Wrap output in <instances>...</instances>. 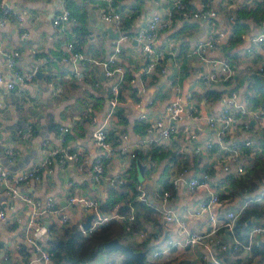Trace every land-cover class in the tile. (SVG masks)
<instances>
[{
  "label": "crops",
  "instance_id": "0c3cea01",
  "mask_svg": "<svg viewBox=\"0 0 264 264\" xmlns=\"http://www.w3.org/2000/svg\"><path fill=\"white\" fill-rule=\"evenodd\" d=\"M5 2L11 6L13 16L24 13L25 17L22 22L14 18L0 26V73L6 79L14 77L8 64V55L14 48H19L16 67L27 72L35 70V75L25 82L18 81L15 88H8L6 83L0 84V98L3 101L0 107V165L16 174L38 164L47 155L48 147L62 143L63 134L60 128L68 125L69 130L64 132V143L71 149H79L80 158L64 163L55 158L52 170L47 167L40 168L39 177H31L20 183L22 190L41 200L53 195L69 213V223L81 224L91 210L79 202L71 203V193L87 194L99 200L105 198L111 189L119 188L118 184L110 181L109 175H122L126 179L134 167L139 170L138 166L142 164L145 167L144 176L137 188L139 191L140 186L145 189V198L142 199L138 193L136 198L139 201L133 202L132 190L120 186L121 191L128 189L129 195L110 210H102L106 214H116L113 218L124 223L126 220L120 214L134 211L137 218V211L142 212L136 220L137 228L130 229L132 231L127 234V238L120 239L136 250H145L149 264H213L203 258V247L199 244L188 247L172 246L158 256H153L152 251L165 247L169 238L183 234L178 220L166 219L165 209H173L189 227L202 230L210 221L209 211L201 215L190 212L212 192H218L221 196V204L214 208L220 216L229 209H239L248 197L258 199L264 209V181L255 191L237 188L234 178H231L234 176L227 175L222 165L227 160L235 167L238 162L230 157H220L222 151L218 145L208 152L205 150L203 142L213 135V130L205 120L195 119L193 116L195 112L202 115L215 113L222 107V94L215 96L209 89L223 92L228 88H236L241 99L248 100L250 108L255 107L259 98L261 100L263 97L261 93L264 73L258 69L262 50L254 42V36L261 29L264 0H182L184 8L189 11L214 8L217 12L214 23L204 17L184 16L183 8L176 5L175 0ZM64 6L71 9L70 19L54 25L52 19L55 12L61 11ZM111 7L124 12L125 20L133 13L125 21L121 32L125 37L120 41L122 51L119 53L129 75L126 77L125 73V79L120 85V102L108 119L110 132L117 140L107 177L101 185H97L92 173V161L99 152V146L93 137V127L89 119L92 116L100 120L107 117L112 78H108L102 66L94 61L86 58L69 61L62 58V53L68 51L67 43L71 40L77 45L80 44L89 58L108 57L118 38L109 35L110 31L106 26L112 23L102 18L101 11ZM156 11L163 16H168L171 11L173 18L167 27L160 30L155 41L157 46L165 49V57L154 69L147 70L137 31ZM232 14L236 16L234 27L237 22V27L241 26L239 33L233 27L234 31L232 30L228 38L219 41L214 49L204 53L218 60L229 59L235 67L234 80L213 86L206 85L203 81L204 73L211 68H217L219 64L194 51L196 41L212 30L225 28ZM26 31L28 34H25ZM237 35L239 39L235 38ZM163 66L165 71H161ZM256 74L259 76L254 77ZM132 76L136 77V81L130 79ZM189 91L192 96L186 98L184 119L177 123L178 129L171 137L162 139L157 129H147L144 125L146 121L140 116L142 112H146L152 119L166 117L167 103L177 95L185 96ZM245 118L238 116L228 131L231 140L239 139L243 142L245 138H252L256 148L253 154L242 158L245 171H231L238 175L246 174L249 168L252 169L258 163L259 158L264 159V127L253 119L247 126L244 123ZM249 118H252L250 114ZM190 130L197 131V137H189ZM122 133L128 134L127 137L123 138ZM8 147L18 151L13 162L9 160ZM180 147L183 152L175 158L173 154ZM154 148L158 154L151 158L149 153ZM134 150H143L148 154L146 159L132 157L130 152ZM183 165L190 168L188 176L209 170V185L192 191L185 179L173 187L172 177L176 169ZM169 183L172 187H169ZM165 188L172 190V195L167 199L161 196V191ZM140 199L147 207L143 208ZM127 200L129 209L122 213L119 208ZM0 209L5 211V215L0 216V262L6 261L9 264L21 261L23 264H37L35 251L24 239V225L29 219L32 206L8 192L1 180ZM145 209L148 214L144 213ZM42 218L49 223H61L51 212H46ZM256 222H264V213L262 216L253 215L249 218L250 225ZM245 230L246 227L240 228L243 234ZM218 235L224 239L229 238V232L225 229H221ZM255 242L257 249L251 256L250 264H264V235H257ZM5 255H8L7 259L4 258ZM124 257L125 252L122 249H102L92 258L77 264H104L109 259L114 264H125ZM220 257L224 264H239L233 253L222 252Z\"/></svg>",
  "mask_w": 264,
  "mask_h": 264
},
{
  "label": "built area",
  "instance_id": "2783aa9c",
  "mask_svg": "<svg viewBox=\"0 0 264 264\" xmlns=\"http://www.w3.org/2000/svg\"><path fill=\"white\" fill-rule=\"evenodd\" d=\"M176 5L183 8L182 0H175ZM183 15L186 17L201 18L204 17L210 23H214V18L217 12L212 7H207L203 9H195L189 11L183 8ZM101 16L104 20L111 22L116 30L122 32V26L124 22V15L117 9L111 7L109 9H103L101 11ZM25 14L12 15L11 6H9L5 0H1V13H0V26L5 25L12 19L16 18L18 21H23ZM71 17V10L69 7L64 6L61 11L55 12L52 22L54 25H59L65 21H68ZM173 13L170 11L168 16H163L161 12L156 11L149 18V20L143 24L137 31V38L141 42V47L145 56L146 69L152 70L159 63L160 60L165 57V49L163 47H158L155 41L159 35L161 29L168 26L172 21ZM236 23V16L234 14L230 15L227 25L225 28L212 30L207 36L199 37L196 41V46L194 51L198 52L205 59L219 64L217 68H211L207 70L203 75V81L206 85H215L218 83L232 82L235 77V67L231 61L227 58L225 59H214L205 55L206 50L214 49L219 41L224 40L229 37L232 32L234 24ZM28 34V31L25 32ZM125 37V35L120 34L118 39L114 42L113 51L106 58L88 57L84 51L76 48L73 41L67 43V52L62 54V58L69 61H74L78 58H86L94 61L96 64L102 66L105 74L108 78H112L110 82L111 94L109 96V108L107 112V117L104 120L98 119L96 116H92L89 119L90 125L93 127V137L99 146V152L92 161V173L94 180L97 185H101L104 179L107 177V170L111 164L112 151L116 146V137L110 133V127L108 119L114 114L118 103L120 102V85L125 79L126 67L123 64L119 53H121L122 48L120 41ZM254 42L262 50V59L258 64V69L264 73V17L261 19V29L254 36ZM252 49L251 47H248ZM20 54V49L14 48L13 52L8 55V64L12 68L14 77L11 79H6L3 74L0 73V84L6 83L8 88H15L18 81L25 82L30 80L35 75V70L33 71H23L16 67V57ZM166 68L163 66L161 71H165ZM132 81H136V77L131 78ZM192 92H187L185 96L177 95L172 98L166 105L167 116L151 118L146 112L140 114L141 118L146 121L147 129L152 131L154 129L158 130L159 135L162 139H166L172 136V133L177 129L181 120L184 119L186 111V98H190ZM264 99V91L262 93ZM223 105L215 113H208L202 115L201 113L195 112L194 118L199 120H205L212 128L213 135L208 137L204 142V148L208 152L212 149L215 144L220 147L222 151L220 157H230L236 160L238 163L234 167L231 161H225L222 165L224 172L229 173L232 170L243 172L245 171V164L242 162L244 156H250L256 150L254 146V141L252 138H245L243 140V146L240 142L234 140H227L225 135H228L229 128L234 124L238 116H244L245 125H249L250 120H256L264 127V105L259 103L253 108L248 105V100L246 98L241 99L239 91L236 88H228L223 90L222 95ZM3 104L0 98V107ZM251 115V119L249 118ZM62 132L61 141L59 145H53L48 147L47 155L36 165L31 166L29 169H24L16 174H13L10 169L4 165H0V180L5 183L8 192L12 195L17 196L32 206V211L30 213L27 223L24 225V239L31 245L35 251V260L37 264H54L52 250L50 249L47 238L50 236V227L47 221L43 220V215L46 212H51L56 216L57 220L61 223H69L70 215L61 206L53 195H48L46 199L41 200L30 194L25 190L20 188V183L27 181L31 177L40 176V167H47L52 170L55 158L59 159L60 163H64L68 160H77L80 158L79 149H71L68 147L65 141L64 132L69 130L68 125H62L60 128ZM128 134L122 133V137L126 138ZM189 137H197V131H192L188 133ZM120 144V143H119ZM202 145V146H203ZM122 147H125L122 146ZM17 149L13 147L7 148V154L10 161H14L17 156ZM178 152H183V148L180 147ZM130 155L132 157L136 156V151H131ZM190 168L187 165H183L176 169L175 174L172 177L173 187H176L180 181L187 179L190 190L195 191L200 186H208L210 180V171L203 170L199 173H193L188 176V170ZM113 184H116L120 180V175L108 176ZM172 195V190L170 188H165L161 191V196L163 199H167ZM139 196L144 199L146 196L145 189L140 186ZM103 199V198H100ZM253 200V197H248L239 207V209H229L225 211L223 216H220L215 212L214 208L221 204V196L218 192H212L208 197L200 201L195 209L191 210V214L201 215L204 212L209 211V223L205 229L191 228L185 220H182L178 214L171 208L165 209L164 215L166 219L173 220L176 219L180 223V227L183 234L179 237H171L168 240V244L165 247L153 249L152 255L158 256L172 246H182L188 247L193 244H199L203 247L202 256L204 259L210 261L213 264H224L220 257L222 252L233 253L237 257L239 264H250L251 256L253 253V244L257 235H264V222H256L251 224L246 230V237H241L238 234L236 225L238 219L241 217L245 208ZM69 201L79 202L84 207L91 210V212H99V199L88 196L87 194H76L71 193L69 195ZM5 211L0 209V216H4ZM116 214H106L103 213L102 216L98 215L97 218L92 220V223L88 227H84L82 222L80 224L84 233L92 232L99 225L105 224L115 217ZM122 218L128 221L127 228L131 229L133 220L135 219L134 211H130L127 214H120ZM221 229H225L229 232V238H221L218 233ZM5 259L8 255H5ZM0 264H6L5 261L0 262ZM9 264H23L21 261L15 263L10 262ZM104 264H114L112 259H109Z\"/></svg>",
  "mask_w": 264,
  "mask_h": 264
},
{
  "label": "trees",
  "instance_id": "16d2710c",
  "mask_svg": "<svg viewBox=\"0 0 264 264\" xmlns=\"http://www.w3.org/2000/svg\"><path fill=\"white\" fill-rule=\"evenodd\" d=\"M133 8H135L134 5H133ZM183 8H184V5H183ZM120 12L122 13V11H120ZM122 14L124 15V22H123L122 28H124L125 21H128L131 18V16L133 15V13L130 15V17H128L127 20H125L126 18H125L124 12ZM263 17H264V15H263ZM237 24H238V22H237ZM237 24L234 27V29L236 28V32L239 33V28L241 26L238 25V27H237ZM235 38L239 39V35H237ZM75 45H76V48L82 50V48L80 47V44L77 45L75 43ZM128 75H129V73L126 72V77ZM258 76H259V74H256L254 77H258ZM260 80L261 79H259V81ZM262 84L263 83L261 81V86H262ZM211 91L213 92L212 94H214L215 96H219L220 94H222V92L218 89H209V92H211ZM263 91H264V84H263ZM261 95H262V93H261ZM257 103L258 104L262 103L264 105L263 97L261 98V100L259 98V101ZM244 123H245V121H244ZM144 125L146 126L147 123L144 122ZM177 129L173 133H175L177 131ZM173 133H172V135H173ZM225 137L227 140H231V139H229V136L227 134L225 135ZM236 141L240 142V145H242V146L244 145L239 139ZM215 145H217V144H215ZM263 145H264V143H263ZM149 154H150V157L153 158L154 155L158 154V153H157V150L154 148L150 151ZM181 154H182V152L181 153L178 152V149H177V150H175L173 156L175 155V158H176V157L180 156ZM147 155L148 154H146L143 150L136 151V156H138L141 160L146 159ZM140 159H138V161L141 162ZM149 161H150L149 165H151L152 159H150ZM40 168H42V167H40ZM144 169H145V167H144ZM226 174L227 175L232 174V176H234L231 178H234L233 180H234V183L237 186V188H240L243 190L250 189V191L251 190L255 191V189L258 190V188L261 186V183L264 181V159L259 158L258 163L255 166H253L252 169L249 168V170L246 174L238 175L236 173H231V172L226 173ZM139 182H140L139 170H137L136 167H134V170L131 172L130 175H128V178L123 179L122 175H120V180L117 181V183H116L119 185V188L116 190L111 189L109 191V193L105 196V198L99 200L100 201L99 205H100L101 209L104 211L110 210V208L113 207L117 202H119L121 199H123L124 197L129 195V193H130V191L128 190L129 188L132 190V194H131L132 201L133 202L139 201L136 198V195L139 193V189L137 188V184ZM168 185H169V187H172L171 183H169ZM120 186L126 187V188L129 187V188L125 191H121ZM128 203H129L128 200L125 203H122L121 207L119 208V211H121L122 213L127 212L129 209ZM140 204L142 206H144L143 208L147 207L145 202L141 199H140ZM146 210L147 209H145L144 213L148 214ZM140 213H142L140 210H139V212L137 211V218H138V215ZM263 213H264V209H262L259 200L254 198L250 202V204L246 207L243 215L237 221L236 228H237L238 234L241 237H246V230L250 226L249 218L253 215L262 216ZM137 218H136V214H135V219L133 220V223L131 225L132 230L137 228V225H138L137 221H136ZM48 224H49L51 232H50V236L47 238V243H48L50 249L52 250L53 261H54V263H57V264H77V263L82 262L83 260L92 258L95 254H97V252L99 250L105 249L103 244H101V242L103 240L110 239L111 237H114V236H118L120 238L125 239L128 236L127 234H129L132 231L130 229H127V225H128L127 220L124 223V222H121V221H119L113 217L111 219H109V221L107 223L99 225L92 232H89V233H84L79 222L57 223L55 221H52L50 223L48 222ZM241 227H246L245 234H243L240 231ZM256 249H257V244H256V242H254L252 256H253L254 252H256L255 251ZM124 258H125V262H124L125 264H127L128 262H129V264H136L134 259L131 258L130 256L125 254Z\"/></svg>",
  "mask_w": 264,
  "mask_h": 264
},
{
  "label": "water",
  "instance_id": "95a60500",
  "mask_svg": "<svg viewBox=\"0 0 264 264\" xmlns=\"http://www.w3.org/2000/svg\"><path fill=\"white\" fill-rule=\"evenodd\" d=\"M106 29L110 31L109 35L111 37H119L121 34L119 30L114 29L112 24L106 26ZM138 169H139V177L140 179H142L144 176V166L142 164H139ZM98 211H99L98 213L97 212L89 213L86 220L82 222V225L84 227H88L91 225L92 220L94 218H97L98 215L100 216L103 215V211L101 208H99ZM101 244H103L104 248L107 250H111L115 248L124 250L125 254L133 258L136 264H149L146 260L145 250L134 249L129 243L121 240L120 237L118 236H114L111 237L110 239L103 240Z\"/></svg>",
  "mask_w": 264,
  "mask_h": 264
}]
</instances>
